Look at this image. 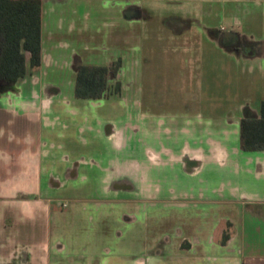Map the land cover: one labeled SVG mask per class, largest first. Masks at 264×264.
I'll list each match as a JSON object with an SVG mask.
<instances>
[{
	"label": "crops",
	"instance_id": "0c3cea01",
	"mask_svg": "<svg viewBox=\"0 0 264 264\" xmlns=\"http://www.w3.org/2000/svg\"><path fill=\"white\" fill-rule=\"evenodd\" d=\"M160 3L41 0L40 66L30 68L26 54L25 76L0 85V264H264V252L248 253L236 218L220 219L216 237L181 228L158 235L153 253L132 250L119 235V245L59 238L66 197L99 212L125 207L122 217L156 203L199 205L202 217L211 213L205 206L241 214L264 207V150L243 151L239 141L240 119L258 115L264 100V0H186L195 14L149 21L148 7ZM212 55L229 63L225 81L235 84V104L223 113L191 100L195 82L222 81ZM117 60L107 84L114 91L118 82V93L74 96L79 64ZM144 81H185L189 89L182 103L175 99L179 109L164 110ZM133 85L139 100L128 94Z\"/></svg>",
	"mask_w": 264,
	"mask_h": 264
},
{
	"label": "rangeland",
	"instance_id": "374dc122",
	"mask_svg": "<svg viewBox=\"0 0 264 264\" xmlns=\"http://www.w3.org/2000/svg\"><path fill=\"white\" fill-rule=\"evenodd\" d=\"M144 1L147 2L148 0ZM185 1L186 0H162V3L159 4L160 7L158 5H154V7L149 6L148 8L151 9H147L148 14H150L148 15V20H152V16L166 17L173 11H175L176 14H181L182 12L187 13V15H190V13L195 14L194 11L190 12L191 7L183 5ZM226 9H228V7H226ZM224 14H227L226 10H224ZM148 25H151V22H148ZM102 39L103 38L99 39V51L102 50ZM209 61L212 69L213 65L218 68L219 76L222 81H201L200 85L199 81L195 82V87L191 86L193 87L191 100H194V104L198 105L199 109L203 110L206 108L212 109L217 113H223L227 108L235 104V101L232 100L235 84L225 81V79L231 75L232 71L229 69V63L224 58H217V56L214 58L212 55ZM159 62L160 65H162L168 61L165 58H159ZM172 64L173 62H169V66ZM166 72H169L171 77L173 76L172 73H175H171L168 68H160L161 75ZM197 73H199V70ZM144 83H146V91L151 88L155 91L156 95L165 99L166 104L163 107L164 110H171L173 108L179 109L180 103L175 99H179L182 103L184 101L181 99L182 96H184L183 90L187 91L189 89V84L185 81H144ZM130 88L128 94H133L135 98H138L139 91L137 88L134 87V85ZM167 97L172 99H168ZM75 185L77 189L81 187L82 190L88 187L86 184H82V186L78 184ZM66 198L70 206L80 209L85 206L86 210L70 209V206L67 207V205V208H58L60 212L67 211L65 212L66 215L61 217L65 233L59 238L62 239L63 243H65L67 239L75 241V238L83 241L85 238L94 240L106 238L107 241H111L113 244H118V241L121 240V244L128 245L132 250H134L135 246L138 252L146 250L153 253L155 247L151 245V240L156 238V236L158 237V235L171 232V230L173 231L175 228H181L180 231L185 235L198 233L200 235L202 234L204 237L210 234L216 237L220 235L225 228L224 225L219 224L220 219L236 218L240 222L238 224L239 229L241 226V233L239 234V232H237V235L239 234V238L245 241L244 246L248 249V253L257 255L256 253L260 251L264 252V207L248 208L247 212L241 214V212L238 213L235 209H231L225 205L220 207L205 206L211 213L209 212V216L207 217H202L205 208L199 205L178 207L170 204L156 203L153 205L144 204L139 208L135 205L137 209L127 210L128 215L122 217L123 212H125V207H115L116 209H114L112 206H105L100 209L102 212H99V209L92 204L86 203L83 206H79L71 203L72 200L69 197ZM126 206L130 208V205ZM186 211L191 215H187L185 213ZM200 212L202 213L201 215L199 214ZM72 213H74V215H72ZM188 220L189 223L185 224ZM202 222L205 223L202 224ZM230 231L231 229L229 232ZM103 233L105 236L102 235ZM114 235H119L121 239H113ZM119 248L120 250L118 251L124 253L125 250L123 247L120 246Z\"/></svg>",
	"mask_w": 264,
	"mask_h": 264
},
{
	"label": "trees",
	"instance_id": "16d2710c",
	"mask_svg": "<svg viewBox=\"0 0 264 264\" xmlns=\"http://www.w3.org/2000/svg\"><path fill=\"white\" fill-rule=\"evenodd\" d=\"M26 54L30 68L41 62V0H0V85H15L26 74ZM120 61L107 66L79 64L76 71V98H103L118 93L108 86V75H116ZM240 148L243 151L264 150V100L258 115L240 119ZM228 233L222 235V242Z\"/></svg>",
	"mask_w": 264,
	"mask_h": 264
},
{
	"label": "built area",
	"instance_id": "2783aa9c",
	"mask_svg": "<svg viewBox=\"0 0 264 264\" xmlns=\"http://www.w3.org/2000/svg\"><path fill=\"white\" fill-rule=\"evenodd\" d=\"M67 204L66 203H62V206L65 207Z\"/></svg>",
	"mask_w": 264,
	"mask_h": 264
},
{
	"label": "flooded vegetation",
	"instance_id": "af4514ba",
	"mask_svg": "<svg viewBox=\"0 0 264 264\" xmlns=\"http://www.w3.org/2000/svg\"><path fill=\"white\" fill-rule=\"evenodd\" d=\"M127 13H128V15H129V13H130V10H129V9L127 10Z\"/></svg>",
	"mask_w": 264,
	"mask_h": 264
}]
</instances>
